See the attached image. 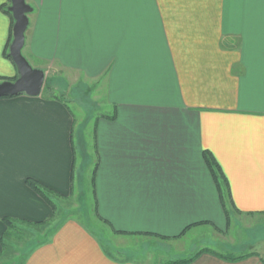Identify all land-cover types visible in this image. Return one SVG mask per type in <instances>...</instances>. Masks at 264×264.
<instances>
[{
    "label": "crops",
    "instance_id": "crops-1",
    "mask_svg": "<svg viewBox=\"0 0 264 264\" xmlns=\"http://www.w3.org/2000/svg\"><path fill=\"white\" fill-rule=\"evenodd\" d=\"M27 2L26 58L46 71L45 82L50 67L62 75L68 93L74 84L95 87L115 115L97 117L90 154L79 125L80 160L76 116L44 94L45 83L38 96L0 97V254L6 218L52 215L27 178L70 195L91 161L97 216L125 231H114L118 240L177 241L198 222L195 228L222 230L230 223L224 203L230 214L264 215V0ZM6 3L0 0V78L17 75L5 54L13 27ZM206 152L224 174L222 197ZM107 248L68 218L23 264H141ZM222 254L204 250L186 264H264L254 250L237 260Z\"/></svg>",
    "mask_w": 264,
    "mask_h": 264
},
{
    "label": "rangeland",
    "instance_id": "rangeland-1",
    "mask_svg": "<svg viewBox=\"0 0 264 264\" xmlns=\"http://www.w3.org/2000/svg\"><path fill=\"white\" fill-rule=\"evenodd\" d=\"M27 1V0H26ZM28 33V32H27ZM26 50L23 48V54L26 56ZM31 65L35 68L37 61L27 56ZM32 59V60H31ZM33 61V62H32ZM47 80L53 76L56 87L53 95L67 102L73 110L76 118L75 125V143L79 148L80 160L85 157L81 151L79 142V125H86L84 129L87 153L93 151L94 125L98 116L102 113L113 114L112 107L106 106V102L97 100L95 96V87L72 86V92H66L62 75H54L52 67L49 68ZM79 85V84H78ZM81 86V85H79ZM70 88V86L68 85ZM103 87V86H102ZM101 87L100 92H104ZM90 89V90H89ZM82 90V91H78ZM95 163L91 161L87 168H84V181L81 186H75L74 193L68 198H56L58 203L57 219L44 226L29 225L22 231L21 245L16 246L12 252V246L7 248L9 253L4 252L0 257V264H20L21 260L30 253V250L38 243L44 242L55 227L60 225L68 218H77L84 222L88 227L95 231L102 242L113 254L123 257H130L141 264H165L169 260L181 259L195 253L201 247H209L219 252L233 253L236 255L248 252L250 250L258 251L264 257V215L244 216L239 213L230 214V223L222 225L220 229L215 225H204L195 228L192 227L181 240L166 241L142 236H123L118 240L119 235L114 232L108 224L103 223L96 214V201L94 186L92 184V174ZM22 226V225H21ZM7 244H17L10 237L6 238ZM125 249H129L126 251ZM11 250V251H10ZM7 253V254H6ZM25 257V258H26Z\"/></svg>",
    "mask_w": 264,
    "mask_h": 264
},
{
    "label": "trees",
    "instance_id": "trees-1",
    "mask_svg": "<svg viewBox=\"0 0 264 264\" xmlns=\"http://www.w3.org/2000/svg\"><path fill=\"white\" fill-rule=\"evenodd\" d=\"M10 3H11V0H8V3L3 5V9H4V11L7 14H9L11 16L12 22L14 23L13 15L10 12V10L8 9ZM11 41H12V31H11L10 39H9L8 44H7V49H6V52H5L6 56L8 58H10V59H11V57L9 55V45H10ZM15 78H16V76H14L12 78L4 77V78H0V80L15 79ZM50 83H51V79L50 80H46L45 88H44V94H49L52 97L59 98L58 96L52 94L53 90L51 89L52 86L50 85ZM114 115H115V111H114ZM72 137H73V131H72ZM205 160L207 162L208 168L210 169V171H211V173H212V175H213V177H214V179L216 181L217 187H218V189L220 191V195L222 197L223 193H224L223 192L224 188H223V184L221 183V180H224L225 182H226V180H225L224 174L221 172L220 165L218 164V162L208 152L205 153ZM94 179H95V168L93 169V174H92V184H93V186H94ZM26 183L28 184V186L30 188H32L36 193H38L52 207V215L47 220L40 221V222H29V221H26V220L21 222V220H17L16 221V220H13L12 218H6L5 220H6V224H7V231L1 237L2 252L0 254V257L2 255H4V252L7 251L8 247L12 246L11 250L13 252L15 250L16 246H20L21 245L20 242H21V239H22L21 237H22V234H23L22 231L25 230L24 227H27L29 225L44 226V225H46V224H48V223H50L52 221H55L57 219L56 214L58 212V203L56 201V198L57 197L58 198H68V197H70V195H72V194H70V195L62 194V193L54 190L53 188H51V187L41 183L40 181H38L36 179H33V178H27ZM95 210H96V214L99 216L98 211H97V206H96ZM224 211H225L226 217L228 219V223H229L230 222V212L225 207V203H224ZM99 218H100V216H99ZM201 223H203V222L190 224L178 236L184 235L187 232L188 229L193 227V225H197V224H201ZM58 227H59V225L57 227H55V229H57ZM55 229L51 233H49L50 235H48V236H51L52 233L55 231ZM113 229H114V231H116L118 233H125V231L117 230L115 228H113ZM8 237H10L12 239V241H16L17 244H14L15 242H13V243L8 245L7 242H6V238H8ZM204 250H212V251H214L212 248L208 247V248H205V249H201L198 252H195L190 257L170 260L166 264H186V263H189V262L193 261ZM7 253H9V252L7 251ZM256 253L257 252H254V253H251V254H256ZM247 255H249V254H239V255H236V254H233V253L222 254V256H224L226 258H229L231 260L241 259V258H243V257H245ZM25 257L20 261L21 262L20 264H23L24 260L26 259Z\"/></svg>",
    "mask_w": 264,
    "mask_h": 264
},
{
    "label": "water",
    "instance_id": "water-1",
    "mask_svg": "<svg viewBox=\"0 0 264 264\" xmlns=\"http://www.w3.org/2000/svg\"><path fill=\"white\" fill-rule=\"evenodd\" d=\"M8 9L14 18L9 55L16 65L17 75L15 79L0 81V97L19 94L38 96L45 83L46 71L33 67L23 54L26 31L30 24L29 14L33 11V6L26 0H11Z\"/></svg>",
    "mask_w": 264,
    "mask_h": 264
}]
</instances>
